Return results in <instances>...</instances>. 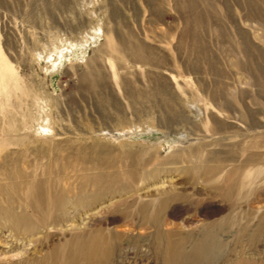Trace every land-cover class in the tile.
Returning a JSON list of instances; mask_svg holds the SVG:
<instances>
[{"label":"rangeland","instance_id":"1","mask_svg":"<svg viewBox=\"0 0 264 264\" xmlns=\"http://www.w3.org/2000/svg\"><path fill=\"white\" fill-rule=\"evenodd\" d=\"M68 251L264 264V0H0V264Z\"/></svg>","mask_w":264,"mask_h":264},{"label":"bare ground","instance_id":"2","mask_svg":"<svg viewBox=\"0 0 264 264\" xmlns=\"http://www.w3.org/2000/svg\"><path fill=\"white\" fill-rule=\"evenodd\" d=\"M64 255H65L66 259L62 263H59V264H70V257H72V254L68 251V252H65Z\"/></svg>","mask_w":264,"mask_h":264}]
</instances>
